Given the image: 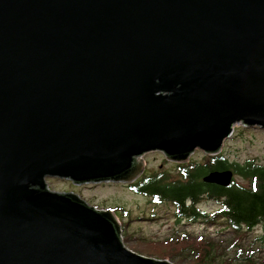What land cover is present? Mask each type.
<instances>
[{
  "label": "water",
  "instance_id": "95a60500",
  "mask_svg": "<svg viewBox=\"0 0 264 264\" xmlns=\"http://www.w3.org/2000/svg\"><path fill=\"white\" fill-rule=\"evenodd\" d=\"M240 122L264 129V0H0V264H174L46 178L131 183Z\"/></svg>",
  "mask_w": 264,
  "mask_h": 264
},
{
  "label": "trees",
  "instance_id": "16d2710c",
  "mask_svg": "<svg viewBox=\"0 0 264 264\" xmlns=\"http://www.w3.org/2000/svg\"><path fill=\"white\" fill-rule=\"evenodd\" d=\"M226 169L233 170L234 174L249 183L243 185L233 179L230 185L222 186L203 180L212 171ZM178 171L177 178H171L165 171L143 173L128 186L135 193L149 197L155 205L168 203L173 206L177 219L201 220L206 224L220 221L231 234L226 239L216 241L204 234L176 231L165 239L149 242L148 255L171 261L176 257H186L194 264H220L219 256L224 251L223 244L227 243L226 249L238 246L236 256L228 263L264 264V164L254 159L242 163L231 161L220 152L205 155L202 161L180 163ZM205 201H213L218 206L214 210H206L201 206ZM124 215H129V212ZM131 220L132 217H129L122 228H126ZM256 227L261 228V234L244 243ZM128 237L123 234V239Z\"/></svg>",
  "mask_w": 264,
  "mask_h": 264
},
{
  "label": "rangeland",
  "instance_id": "374dc122",
  "mask_svg": "<svg viewBox=\"0 0 264 264\" xmlns=\"http://www.w3.org/2000/svg\"><path fill=\"white\" fill-rule=\"evenodd\" d=\"M221 152L231 161L244 162L248 159H254L264 164V129L259 126L249 127L244 123H237L234 126L233 134L227 138L222 145ZM207 155L201 149H196L186 162L202 161ZM145 164L143 173L153 174L165 171L171 178H177L179 175L178 164L182 163L168 159L161 151H153L143 154L139 157ZM233 178L237 183L247 185L248 180L239 175ZM46 184L49 189L57 192H73L84 199L88 204L98 209H112L118 222L122 224L132 217L126 228H122L121 234H126L124 244L146 256L156 257L150 254L149 242L165 239L174 232L190 231L194 234H204L217 240L226 239L231 233L226 225L217 221L214 224H206L201 220L190 221L186 218L177 219L174 217V207L168 203L155 205L150 202L149 197L135 193L127 183L123 182H102L87 183L84 185L74 184L71 180L59 177H47ZM206 210H214L218 204L213 201H205L201 204ZM129 212V215H124ZM155 213V216L153 214ZM222 221V220H221ZM229 231V232H227ZM261 234V228L256 227L243 242L249 243L253 236ZM229 241V240H228ZM224 251L219 256L220 264H238V262L228 261L236 256L238 246L227 248V243L223 244ZM257 245V244H256ZM255 245V246H256ZM221 249V250H222ZM146 250V252H145ZM182 259L176 257L172 261L174 264H194L190 258ZM168 259V258H159Z\"/></svg>",
  "mask_w": 264,
  "mask_h": 264
},
{
  "label": "bare ground",
  "instance_id": "6f19581e",
  "mask_svg": "<svg viewBox=\"0 0 264 264\" xmlns=\"http://www.w3.org/2000/svg\"><path fill=\"white\" fill-rule=\"evenodd\" d=\"M142 156H143V155H142ZM137 159L139 160V158H137ZM142 174H143V173H142ZM142 174H141V175H142ZM141 175H140V176H141ZM101 183H102V182H101ZM93 184H94V183H93Z\"/></svg>",
  "mask_w": 264,
  "mask_h": 264
}]
</instances>
